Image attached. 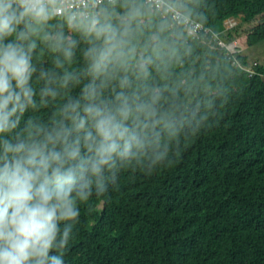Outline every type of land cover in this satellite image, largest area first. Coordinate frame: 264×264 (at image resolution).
<instances>
[{
	"label": "clouds",
	"instance_id": "clouds-1",
	"mask_svg": "<svg viewBox=\"0 0 264 264\" xmlns=\"http://www.w3.org/2000/svg\"><path fill=\"white\" fill-rule=\"evenodd\" d=\"M201 19L194 0H0V264H65L94 197L200 133Z\"/></svg>",
	"mask_w": 264,
	"mask_h": 264
},
{
	"label": "trees",
	"instance_id": "trees-1",
	"mask_svg": "<svg viewBox=\"0 0 264 264\" xmlns=\"http://www.w3.org/2000/svg\"><path fill=\"white\" fill-rule=\"evenodd\" d=\"M194 7L204 30L187 63L215 88L200 133L94 197L65 264H264V0ZM240 39L256 57L230 54Z\"/></svg>",
	"mask_w": 264,
	"mask_h": 264
},
{
	"label": "rangeland",
	"instance_id": "rangeland-1",
	"mask_svg": "<svg viewBox=\"0 0 264 264\" xmlns=\"http://www.w3.org/2000/svg\"><path fill=\"white\" fill-rule=\"evenodd\" d=\"M233 23H236V24L234 26H231L232 23H230V22L227 23L228 30H230L231 28H233V27H235L237 25L239 26L242 23V20H237L236 22H233ZM258 48L259 47H254V48L247 47L246 43L243 40H241V39L240 40L231 41L230 44H229V51H230L231 54H234L235 52H238V51L248 52L249 56H251V57H256L257 56V49ZM251 60H253V58H251Z\"/></svg>",
	"mask_w": 264,
	"mask_h": 264
},
{
	"label": "built area",
	"instance_id": "built-area-1",
	"mask_svg": "<svg viewBox=\"0 0 264 264\" xmlns=\"http://www.w3.org/2000/svg\"><path fill=\"white\" fill-rule=\"evenodd\" d=\"M204 30V27L200 24H197L191 31L190 36L193 37V39H197L199 34Z\"/></svg>",
	"mask_w": 264,
	"mask_h": 264
},
{
	"label": "bare ground",
	"instance_id": "bare-ground-1",
	"mask_svg": "<svg viewBox=\"0 0 264 264\" xmlns=\"http://www.w3.org/2000/svg\"><path fill=\"white\" fill-rule=\"evenodd\" d=\"M233 56V55H232ZM235 56V55H234Z\"/></svg>",
	"mask_w": 264,
	"mask_h": 264
}]
</instances>
